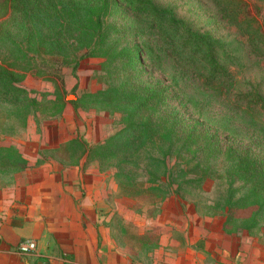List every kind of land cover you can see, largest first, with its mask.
Segmentation results:
<instances>
[{
    "label": "trees",
    "instance_id": "1",
    "mask_svg": "<svg viewBox=\"0 0 264 264\" xmlns=\"http://www.w3.org/2000/svg\"><path fill=\"white\" fill-rule=\"evenodd\" d=\"M217 6L241 35L260 36L263 26L245 12V1L221 0ZM87 56L106 59L108 78L88 101L120 114L123 126L90 150L73 137L55 153L79 149L76 162L65 160L69 165L90 156L100 164L112 154L120 197L140 206L161 205L173 195L195 198L205 182L219 180L220 196L210 209L226 215L224 232L262 226L264 89L247 80L249 89L240 87L241 57L229 37L157 0H0V108L24 120L42 105L54 106L52 117H62L68 101L58 84L55 99L45 103L21 84L28 76L63 82L58 74L72 65L77 79ZM78 88L79 82L73 92ZM27 165L16 146L1 145L0 185L11 184Z\"/></svg>",
    "mask_w": 264,
    "mask_h": 264
},
{
    "label": "rangeland",
    "instance_id": "2",
    "mask_svg": "<svg viewBox=\"0 0 264 264\" xmlns=\"http://www.w3.org/2000/svg\"><path fill=\"white\" fill-rule=\"evenodd\" d=\"M157 1L175 10L179 16L194 24L204 29H212L225 38L229 37L233 43V48L241 57V66L238 69V77L242 81L240 87L247 91L249 88L244 84V81L247 80L252 84L260 82L264 89V54L258 52L264 51V43L261 42L262 37H264V0H243L248 6L245 12L249 11L263 26L258 38L241 35L237 28L227 24L221 18L217 13L219 10L217 4L221 0ZM251 42L256 46L251 47ZM105 60L100 57L87 56L83 58L76 71L77 79L73 75V65L65 69L62 68V73L60 72L58 75L63 82L51 76L39 78L28 76L21 85L32 91L30 96L37 98L40 103L55 99L54 94L58 91L55 84L63 89L65 99L68 101L64 114L62 117H52L55 113L54 106L50 109V107L47 108V106L42 105L37 106L39 111L35 112V115L21 120L22 116H17L16 113L0 108V146L15 145L19 147L29 158L28 161L31 166L36 168L44 167L46 163H52L53 160L56 163L63 160L64 163L62 162V164L68 165L65 164V160L76 162L80 150H75L74 155L62 156L54 152L53 146L55 144L78 137L79 140L88 143L90 150V148L103 144L109 137L117 133L123 126L121 115L112 114V112L103 110L104 108L99 106L96 107L95 104L88 101L87 97L88 94L106 88L108 78L103 72ZM161 75L155 74L157 78L167 80L164 75ZM77 82H79V88L74 93L73 88ZM166 83L168 84L169 81ZM73 102H76L77 105ZM110 149L112 150V146ZM85 159L86 167L84 169L91 174L89 177L98 184L104 200L101 215L108 217L110 221L112 220L111 232L113 230L114 236L126 246V251L136 255V257L141 256L145 264H149L150 261L144 259L147 256L141 251L148 244L154 245L155 238L153 236H156V233L170 231L175 235L185 232L223 234L226 215L219 213L216 209H214L216 212L214 213L210 209V207L216 206V200L220 196L219 180L205 182L198 193L196 191L192 193V195L197 193L195 198L173 195L161 205L146 202L140 206L132 199L120 197L117 183L113 177L116 169L112 167V154L102 160L100 164L97 157L90 156ZM25 170L20 171V174L24 173ZM196 198H203V200L199 202ZM106 224L105 222L104 227L108 228ZM235 228L230 230L232 234H242L249 242H253V245H257L256 248L264 249V223L251 232ZM142 231L153 235L148 237L149 243L140 239ZM226 234L228 235V233Z\"/></svg>",
    "mask_w": 264,
    "mask_h": 264
},
{
    "label": "crops",
    "instance_id": "3",
    "mask_svg": "<svg viewBox=\"0 0 264 264\" xmlns=\"http://www.w3.org/2000/svg\"><path fill=\"white\" fill-rule=\"evenodd\" d=\"M85 158L77 165L53 160L37 168L28 161L24 173L0 185V264H145L126 251L111 232L112 220L101 215L104 200L84 169ZM222 233L149 234L155 243L141 253L149 264H264V249L242 234ZM22 242L36 243V250L20 252Z\"/></svg>",
    "mask_w": 264,
    "mask_h": 264
},
{
    "label": "built area",
    "instance_id": "4",
    "mask_svg": "<svg viewBox=\"0 0 264 264\" xmlns=\"http://www.w3.org/2000/svg\"><path fill=\"white\" fill-rule=\"evenodd\" d=\"M19 250L22 253H30L36 250V243L34 242H22L19 245Z\"/></svg>",
    "mask_w": 264,
    "mask_h": 264
}]
</instances>
